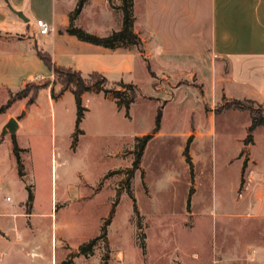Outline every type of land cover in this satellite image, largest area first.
Wrapping results in <instances>:
<instances>
[{
	"label": "rangeland",
	"instance_id": "rangeland-1",
	"mask_svg": "<svg viewBox=\"0 0 264 264\" xmlns=\"http://www.w3.org/2000/svg\"><path fill=\"white\" fill-rule=\"evenodd\" d=\"M120 1L111 0L110 5ZM111 12L116 14L113 8ZM20 47L0 41V50ZM55 78L29 83L30 97L37 86L52 84ZM125 79L139 88L129 117L104 93L87 92L79 124L70 91L53 99L45 90L50 87L41 88L33 104L30 97L0 92V108L9 104L0 113V134L8 115L18 114L23 102L30 110L23 120L27 129L15 137H0V264H261L264 204H257L245 188L259 183L252 171L264 173V131L256 132L254 144L236 140L245 137L248 113L242 111L218 116L219 137L190 146L184 135L192 120L200 122V115L192 112L203 100L197 88H183L178 91L180 105L166 110L162 131L148 143L136 167L137 138L153 129L157 109L143 96L156 93L142 68L136 77ZM112 83L109 88L115 87ZM158 84L168 89L166 83ZM54 89L58 92L60 85ZM206 97L212 101L208 84ZM225 101L216 105L217 111L236 107L234 101ZM15 145L23 150L26 181L18 173ZM28 185L34 194L32 207L26 200L19 209ZM187 212L194 217L185 216ZM13 213L33 216L26 220ZM192 219L194 228L180 226ZM10 221L19 224L16 231L6 230ZM18 235L27 238V245L16 244ZM93 240V253L80 254V247Z\"/></svg>",
	"mask_w": 264,
	"mask_h": 264
},
{
	"label": "crops",
	"instance_id": "crops-1",
	"mask_svg": "<svg viewBox=\"0 0 264 264\" xmlns=\"http://www.w3.org/2000/svg\"><path fill=\"white\" fill-rule=\"evenodd\" d=\"M77 3L78 0H0V41L21 45L15 50H0V92L8 96L16 94L31 83L34 76L53 81L54 73L37 55L38 48L47 51L57 66L85 75L101 73L108 81L134 85L138 93L137 84L125 78L136 77L138 69L142 68L150 75L156 93L143 97L157 106L153 129L147 134L155 128L158 110L162 112L160 128L151 140L162 131L166 110L180 105L178 91L195 87L202 94L203 104L192 115L199 114L201 119L200 122L192 120L191 129L184 135L186 142L191 146L205 138H218V116L227 117L242 111L244 115L248 113L245 137L235 139L246 141L251 125L249 112L232 106L217 111L216 105L223 99L226 103L254 100L264 108V0H134L133 29L143 41L144 53L135 47L111 50L66 33L69 14ZM9 6L22 12L28 21L17 16ZM111 11L109 0H89L75 20V26L100 37L108 36L119 31L123 23L122 12L116 10L113 15ZM108 13L112 15L111 20H105ZM37 20L47 22L51 32L41 35ZM6 25L12 27L8 29ZM160 82L166 83L168 89L161 87ZM205 83L211 88V102L206 97ZM45 90L50 96V90ZM84 97L83 94L82 99ZM104 97L115 102L112 96ZM22 112L25 116L18 122L17 134L27 129V120H23L30 110L25 102L18 109V114ZM18 114H9L8 121ZM258 130L264 131V125L256 127L252 136L256 137ZM254 143L255 138L249 144ZM251 176L259 183L245 190L249 189L252 199L262 205L264 173L252 171ZM26 200L27 190L19 209ZM18 215L26 220L27 215L33 216L32 213H13V217ZM185 216L194 217L191 212ZM195 224L193 219L189 224L183 220L180 226L192 229ZM18 227L13 221L6 224L8 232ZM15 242L27 245V238L18 235ZM257 251L253 250V256L259 255ZM194 256L200 260L199 254L194 253ZM261 264L264 261L261 260Z\"/></svg>",
	"mask_w": 264,
	"mask_h": 264
},
{
	"label": "trees",
	"instance_id": "trees-1",
	"mask_svg": "<svg viewBox=\"0 0 264 264\" xmlns=\"http://www.w3.org/2000/svg\"><path fill=\"white\" fill-rule=\"evenodd\" d=\"M88 1L89 0H78L75 9L69 14L70 25L66 29V33L77 37V39H79L80 41L101 46L104 48H108L111 50L130 49L132 47H135L139 50L140 53H144L143 41L134 32L133 29L134 0H121L120 6L118 7L112 6V8L116 10H120L122 12L123 15L122 28L119 31L113 32L112 34L104 37L91 34L75 26V20L77 19V17L79 16V14L81 13V11L83 10L84 6ZM109 3H111V0H109ZM37 55L41 58V60L45 63V65L54 73V75H57V78H55L52 84L50 82H46L42 85L37 86L35 88L34 94L31 97H30V90L28 89V87L27 88L25 87L21 91L14 94V98L23 99L30 97L28 103L33 104L35 102L36 94L41 88L50 87V95L53 99H57L64 92L70 91L74 95L77 104V113H78L77 124H79L86 111V108L82 104L83 94L87 92L104 93L105 96H112L113 99L115 100L117 107L119 109L125 108L127 111L126 115L129 116V110L138 97V89L134 85L125 84L123 81H119L112 83V85H114L115 87L112 86L109 88L108 79L101 73L95 72L92 74L85 75L80 71L57 66L56 64H54L51 55L47 51L40 48L37 49ZM55 85H60V90L58 92H55L54 89ZM233 103L236 107L245 108L249 110L251 114V125L249 127L248 136L245 141L246 144H249L253 140L252 134L255 128L260 125H264V108L257 101L254 100H236ZM8 105L2 106L0 108V113L5 111ZM161 117H162V112L159 109L156 117V125L152 133L137 138V156L134 161V165L136 167H138L140 163L141 157L148 142L152 139L153 135L159 130ZM22 151L23 150L19 148L17 145L13 147V154L15 156L18 166V173L19 176L23 179L25 178V172L21 157ZM185 153L187 155L188 163H191V158L189 157L188 154V148L186 149ZM26 190L28 191L27 204L29 205V208H31L34 200L32 187L28 185L26 186ZM95 242L96 240H93L89 244H83L80 247V254L83 255H87L89 253L92 254ZM63 264H71V263L64 262Z\"/></svg>",
	"mask_w": 264,
	"mask_h": 264
},
{
	"label": "water",
	"instance_id": "water-1",
	"mask_svg": "<svg viewBox=\"0 0 264 264\" xmlns=\"http://www.w3.org/2000/svg\"><path fill=\"white\" fill-rule=\"evenodd\" d=\"M10 9L17 14L20 18H22L25 21H28L27 18H25L24 14L19 11H15L11 6H9ZM25 116V112H22L19 116L16 118H11L3 127L2 132L0 134V137L3 138L6 135H11L12 137H15L17 134V131L19 129V120H21Z\"/></svg>",
	"mask_w": 264,
	"mask_h": 264
},
{
	"label": "built area",
	"instance_id": "built-area-1",
	"mask_svg": "<svg viewBox=\"0 0 264 264\" xmlns=\"http://www.w3.org/2000/svg\"><path fill=\"white\" fill-rule=\"evenodd\" d=\"M36 24H37V27L39 28V32L41 35H46L51 32V27L47 22L43 20H37ZM43 80H44V77L42 76H34L32 78V82H41Z\"/></svg>",
	"mask_w": 264,
	"mask_h": 264
}]
</instances>
